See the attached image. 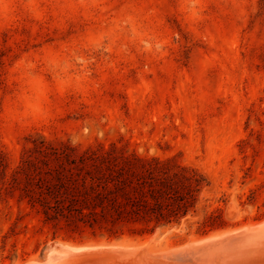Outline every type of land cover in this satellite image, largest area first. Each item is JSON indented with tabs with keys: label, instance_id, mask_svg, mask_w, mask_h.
<instances>
[{
	"label": "rangeland",
	"instance_id": "rangeland-1",
	"mask_svg": "<svg viewBox=\"0 0 264 264\" xmlns=\"http://www.w3.org/2000/svg\"><path fill=\"white\" fill-rule=\"evenodd\" d=\"M84 151L196 170L193 210L108 236L46 173ZM263 220L264 0H0V264L113 243L135 248L71 264H264V240L169 252Z\"/></svg>",
	"mask_w": 264,
	"mask_h": 264
},
{
	"label": "trees",
	"instance_id": "trees-1",
	"mask_svg": "<svg viewBox=\"0 0 264 264\" xmlns=\"http://www.w3.org/2000/svg\"><path fill=\"white\" fill-rule=\"evenodd\" d=\"M72 158L70 168H50L46 173L52 171L57 181L53 187H60L81 204L80 214H92L93 220L101 217L105 224L98 227L112 238L147 235L157 227L179 223L193 210L203 181L196 170L173 167L168 159L92 151ZM119 223L129 225L121 229Z\"/></svg>",
	"mask_w": 264,
	"mask_h": 264
},
{
	"label": "bare ground",
	"instance_id": "bare-ground-1",
	"mask_svg": "<svg viewBox=\"0 0 264 264\" xmlns=\"http://www.w3.org/2000/svg\"><path fill=\"white\" fill-rule=\"evenodd\" d=\"M262 240H264V220L256 225L245 226L237 230L211 233L184 246L171 249L169 252L179 257L197 256L200 259L209 261L206 257L216 251L235 248L240 244L244 246V243L249 242L260 243ZM132 248L134 249L135 247L118 245L117 243L101 244L100 246L56 245L50 249L46 260H31L25 264H71L72 261L87 256L85 254H89L90 256H88L92 257L93 253H97L93 252L94 250L108 249L114 250L119 255H124L133 250Z\"/></svg>",
	"mask_w": 264,
	"mask_h": 264
}]
</instances>
